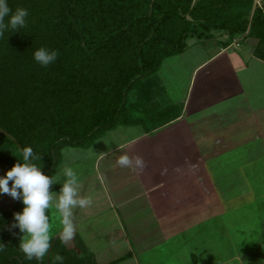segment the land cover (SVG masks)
I'll return each mask as SVG.
<instances>
[{
    "label": "crops",
    "instance_id": "0c3cea01",
    "mask_svg": "<svg viewBox=\"0 0 264 264\" xmlns=\"http://www.w3.org/2000/svg\"><path fill=\"white\" fill-rule=\"evenodd\" d=\"M223 41L226 35L218 42L191 39L183 54L164 61L163 79L150 80L143 99L148 131L119 125L89 147H71L81 151L67 166L80 175L81 195L92 199L74 210L76 232L66 244L73 261L245 264L244 252L235 251L245 243L236 242L225 218L251 197L252 180H260L247 171L252 159L264 158V80L251 75V69L264 71V59L256 55V39L240 48H224ZM122 154L142 157L144 170L119 167ZM236 155L239 185H220L221 166L238 163ZM59 172L57 194L66 179ZM46 214L53 235L61 228L59 214L54 208Z\"/></svg>",
    "mask_w": 264,
    "mask_h": 264
},
{
    "label": "trees",
    "instance_id": "16d2710c",
    "mask_svg": "<svg viewBox=\"0 0 264 264\" xmlns=\"http://www.w3.org/2000/svg\"><path fill=\"white\" fill-rule=\"evenodd\" d=\"M7 2L13 13L27 9L29 15L25 27L0 36V127L22 149L31 146L53 180L64 146L89 147L119 125L149 130L143 99L150 80L190 39L211 42L221 32L228 48L246 35L258 40L256 55L264 59V12L255 8L250 20L254 0ZM41 47L59 53L47 68L34 60ZM22 205L15 200L10 213L0 208V264H41L27 260L12 239L20 236L12 225ZM56 254L64 264H80L58 237L43 264Z\"/></svg>",
    "mask_w": 264,
    "mask_h": 264
},
{
    "label": "clouds",
    "instance_id": "9594fccd",
    "mask_svg": "<svg viewBox=\"0 0 264 264\" xmlns=\"http://www.w3.org/2000/svg\"><path fill=\"white\" fill-rule=\"evenodd\" d=\"M28 15L27 9H17L13 13L7 0H0V36H3L9 28L16 32L19 28L25 27ZM5 17L9 18L7 24ZM58 56V51L45 47L34 52V60L44 68L55 63ZM22 160L23 163L18 161L4 175H0V195L8 194L23 204L22 211L14 213L12 225L18 227L24 234L19 244V251L27 260H36L43 264L52 247L53 239L52 226L46 212L54 208L59 214L61 224L59 239L62 244H67L73 240L76 232L74 210L89 207L92 199L81 195V178L73 167L66 166L63 169L66 179L62 183L60 193L57 194L50 191L51 186L56 184L53 176L43 174V165L35 162L40 161L41 156H37L31 146L22 150ZM116 163L119 167L134 172L143 171L146 166L142 157H130L128 154L120 155ZM10 181L11 186H9ZM52 264H64V257L56 254Z\"/></svg>",
    "mask_w": 264,
    "mask_h": 264
},
{
    "label": "rangeland",
    "instance_id": "374dc122",
    "mask_svg": "<svg viewBox=\"0 0 264 264\" xmlns=\"http://www.w3.org/2000/svg\"><path fill=\"white\" fill-rule=\"evenodd\" d=\"M257 7H259L260 9L262 8L264 12V0H254L253 11L251 13L250 20H252V16L255 12V8ZM217 34L219 35L216 36L215 41L218 42L219 38L224 37L223 36L224 33L220 32ZM238 40L233 42L232 44L233 47L240 48L239 45L247 41L246 35L242 36ZM165 66L166 64L163 65L160 73L158 72L157 75L152 76L151 79L155 80L158 77L160 78V80L163 79L160 76V74L163 71V69H165ZM251 71H252L251 75H256L258 77L255 78L254 80L259 79L261 82L262 80H264V71L261 70L254 71L253 69H251ZM259 94L261 95V98L264 99V88H261L259 90ZM22 150L23 149L21 148L20 144L17 143L15 138L10 136L8 133H6V131L2 130V128L0 127V175H4L6 171L10 170L13 167V165L16 164L18 161L23 163ZM74 150L75 149L66 146L61 148L60 152L62 153V161L60 160V164L56 167V171H54L52 174L54 175L57 174L58 176L60 173L59 171L61 169L63 170L67 165L71 166L73 164V161L76 160L78 157L77 152L81 151V149H78L77 152H74ZM234 160L235 162L239 160L240 163L238 162L233 164L231 168L229 167L230 165L221 166L224 169V172H222V170L221 171L219 170L220 172L219 174H221L219 176L220 178L219 182H221L220 185H222L223 183L225 185L228 182L229 183L233 182L237 184L238 181L241 180L240 175H242L243 173L239 169L241 167L239 165L242 164V158L240 155L238 156L236 155ZM41 162H42L41 164L44 167L46 163L44 162V160ZM64 163H66V166ZM252 163L253 164H251L250 169L248 168L247 173H249L251 176L255 178L256 176L259 177L260 180L258 179L255 181L252 180L251 197L243 198L244 203L247 201V203L245 204L249 206V212L246 210L245 206L243 205L244 203L238 201L236 204H240L239 208L238 209L235 208L234 212L229 213L228 216L225 218V220L228 221L229 228L233 231L234 235H237L236 242L243 241L245 243V245H240L239 247L236 246L235 248V251L244 252L243 261L245 262V264H264V180H263V172H262L264 171V158L262 159L254 158L252 159ZM226 169H232V170H229L228 171L229 173H227ZM11 183L12 182L10 181L9 186H11ZM54 185L56 186V188L59 186L57 184ZM234 198L239 199V195L236 194ZM14 204H15V200L8 194L0 195V208L4 212L10 213L14 207ZM233 204L235 205V203ZM19 233H20L19 238L16 239L15 236L12 237L14 244L17 245L18 248L21 242V238L24 235L23 233L20 232V230ZM55 233H59V230H56ZM55 233H53V236H55L54 235ZM58 236L55 237L57 238ZM68 248L69 247L66 245V249ZM71 257H74V255H70V258Z\"/></svg>",
    "mask_w": 264,
    "mask_h": 264
}]
</instances>
